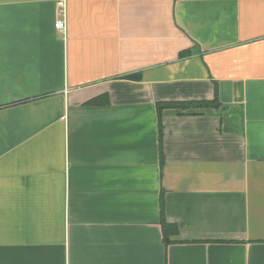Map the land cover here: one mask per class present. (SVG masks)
Returning a JSON list of instances; mask_svg holds the SVG:
<instances>
[{
    "label": "crops",
    "instance_id": "crops-1",
    "mask_svg": "<svg viewBox=\"0 0 264 264\" xmlns=\"http://www.w3.org/2000/svg\"><path fill=\"white\" fill-rule=\"evenodd\" d=\"M56 1L0 0V264H264V0Z\"/></svg>",
    "mask_w": 264,
    "mask_h": 264
},
{
    "label": "trees",
    "instance_id": "trees-1",
    "mask_svg": "<svg viewBox=\"0 0 264 264\" xmlns=\"http://www.w3.org/2000/svg\"><path fill=\"white\" fill-rule=\"evenodd\" d=\"M218 105L217 100L214 98L212 101H183V102H159L157 103V115L159 125H161V113L164 108L168 107H180L183 109L195 108V107H207V106H216ZM161 127V126H160ZM160 129V135H161ZM161 142V137H160ZM162 158V151H161ZM178 232L177 226L168 222L162 221V234L164 243L168 244L172 242L171 236L176 235Z\"/></svg>",
    "mask_w": 264,
    "mask_h": 264
},
{
    "label": "built area",
    "instance_id": "built-area-1",
    "mask_svg": "<svg viewBox=\"0 0 264 264\" xmlns=\"http://www.w3.org/2000/svg\"><path fill=\"white\" fill-rule=\"evenodd\" d=\"M56 31L66 38L67 34V3L66 0L56 1V19L54 22Z\"/></svg>",
    "mask_w": 264,
    "mask_h": 264
},
{
    "label": "water",
    "instance_id": "water-1",
    "mask_svg": "<svg viewBox=\"0 0 264 264\" xmlns=\"http://www.w3.org/2000/svg\"><path fill=\"white\" fill-rule=\"evenodd\" d=\"M123 78L130 79V80H136L137 79V75H134V74L124 75Z\"/></svg>",
    "mask_w": 264,
    "mask_h": 264
}]
</instances>
